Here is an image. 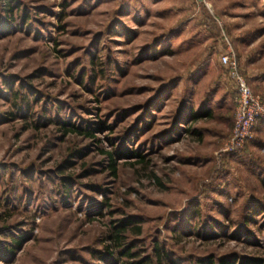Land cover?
Masks as SVG:
<instances>
[{
  "label": "rangeland",
  "instance_id": "374dc122",
  "mask_svg": "<svg viewBox=\"0 0 264 264\" xmlns=\"http://www.w3.org/2000/svg\"><path fill=\"white\" fill-rule=\"evenodd\" d=\"M225 53L264 100V0H0V264L264 257Z\"/></svg>",
  "mask_w": 264,
  "mask_h": 264
},
{
  "label": "built area",
  "instance_id": "2783aa9c",
  "mask_svg": "<svg viewBox=\"0 0 264 264\" xmlns=\"http://www.w3.org/2000/svg\"><path fill=\"white\" fill-rule=\"evenodd\" d=\"M220 62L226 68L236 90L234 141L239 144L250 138L251 129L255 123L264 119V100L252 93L232 53L223 54Z\"/></svg>",
  "mask_w": 264,
  "mask_h": 264
},
{
  "label": "trees",
  "instance_id": "16d2710c",
  "mask_svg": "<svg viewBox=\"0 0 264 264\" xmlns=\"http://www.w3.org/2000/svg\"><path fill=\"white\" fill-rule=\"evenodd\" d=\"M205 115H209V114H205ZM196 117V116H195ZM194 117V118H195ZM264 122V120L262 121ZM65 125V124H64ZM86 136H90L89 132H85ZM108 157L110 158V162L111 164L109 165V168L113 170V172H115V161L112 157L111 154H107ZM136 157L141 158L139 155H136ZM131 224V221L127 220V221H122L121 223V229L119 231V233H116L114 235V242L118 243L117 246H123V244H121V238H122V233L125 232V229L128 227V225ZM130 249H125V248H121V250H119V253L121 254V257L127 259V261H125V264H145V262L142 261H134V262H129V259L133 258V254L130 253ZM111 254H109V258L108 259H104L105 261H107L110 264H116L115 262H113V258L110 257ZM200 264H264V257L261 258H257V257H244V258H228V257H221L220 259H218L217 261L215 260H208V262L206 263H200Z\"/></svg>",
  "mask_w": 264,
  "mask_h": 264
}]
</instances>
